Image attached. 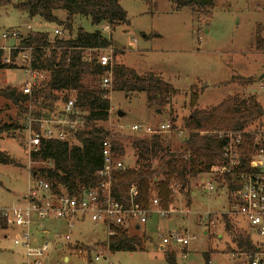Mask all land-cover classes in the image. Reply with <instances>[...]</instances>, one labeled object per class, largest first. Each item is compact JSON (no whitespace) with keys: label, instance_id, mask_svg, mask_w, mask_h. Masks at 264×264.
<instances>
[{"label":"rangeland","instance_id":"374dc122","mask_svg":"<svg viewBox=\"0 0 264 264\" xmlns=\"http://www.w3.org/2000/svg\"><path fill=\"white\" fill-rule=\"evenodd\" d=\"M23 1L11 0L0 6V48L17 45L19 37L30 32L47 33L50 39L70 37L64 11H56L58 22L50 23L15 7ZM119 5L127 22L111 33L109 29L103 32L111 41L108 50L112 66L132 69L139 79L154 74L176 92L170 104L156 113L157 109L147 104L144 91L125 93L110 91L111 84L108 87L109 118L97 125L123 136L127 166L133 167L137 160L129 138L143 137L142 131L131 130L133 126L155 128L169 122L175 133L165 136V142L169 150H181L185 136L177 137L176 133L184 130L193 90L198 94V109L214 107L233 95H254L264 107V50L257 51L255 44L256 31L264 40V0H214L208 12L199 14L189 8L177 10L169 0H119ZM78 28L88 33L96 30L84 17L73 19L72 37ZM28 80L21 69H0V88L22 90ZM3 124H15L19 129L0 135V150L17 164H0V207L25 208L27 202L22 199L33 180L30 171L43 164L29 160L26 116L18 106L0 97V125ZM190 190L193 195L189 197L181 193L175 196L168 217L153 214L139 230L129 228L130 235L144 234L142 249L135 252H108L104 226L91 222L88 215L72 220L73 227L69 228L66 220H40L32 211L29 248L39 250L47 245V251L38 258L27 256L22 229L6 225L0 228V264H25L35 259L41 264H168L166 254L172 256L173 264H247V258L234 251L233 234H251L253 240L256 235L241 217L232 219L233 232L225 230L221 214L228 211L226 190L216 188L207 193L196 186ZM206 213L212 214L213 225L201 219ZM174 232L188 238L189 244H163L162 239Z\"/></svg>","mask_w":264,"mask_h":264},{"label":"trees","instance_id":"16d2710c","mask_svg":"<svg viewBox=\"0 0 264 264\" xmlns=\"http://www.w3.org/2000/svg\"><path fill=\"white\" fill-rule=\"evenodd\" d=\"M177 9L189 8L193 13H205L213 7L214 0H169ZM11 0H0V6ZM31 17L39 16L44 21L58 22L55 12L64 11V25L69 30V38L50 39L47 33L30 32L19 37L17 50L11 52L13 64H2L4 52L0 51V69H21L27 67L37 72L29 94L15 88H0V97L18 106L26 119L45 120L64 113V107L73 101V109L81 112L83 127L69 131L65 141L41 139L37 151L29 153L32 163L40 162L42 167L30 171L33 180L45 181L56 196L67 194L77 196L84 190L96 187L101 178L97 172L102 167V143L108 141L115 159L126 169L112 174V196L125 208L136 204L143 209L156 198L159 206L172 210L175 198L171 186L176 185L181 194L190 196L191 188L204 174L221 173L228 187L232 189L230 178L223 173V142L215 135L201 132L243 131L252 123L264 117V107L255 96L247 98L229 96L214 107L198 109V94L193 90L190 96L191 112L184 130L185 141L179 151L169 150L162 134L129 138L137 160L133 167L124 161L123 136L98 126L108 121L110 102L109 90L101 88L102 77L111 70V90L125 93L144 91L147 104L157 110L170 104L176 94L172 85L154 74L139 77L132 69L122 65L102 67L97 58L111 47V41L103 33L107 27L110 33L127 22L126 13L119 0H25L15 6ZM75 17L88 18L96 27L92 33L78 28L75 37L71 36ZM102 26V27H101ZM101 27L100 29H98ZM257 51L264 50V40L260 32L255 33ZM30 50V62L20 60L22 53ZM27 51V52H26ZM250 83L251 80H246ZM28 104L31 108H28ZM83 114V115H82ZM31 128L38 132V125ZM15 124L0 125V135L17 131ZM0 164L16 166L15 161L0 150ZM137 195L131 199L130 189ZM225 230L233 232L235 226L230 218L222 216ZM6 222L0 218V228ZM140 228V227H139ZM136 229V230H139ZM144 234L130 235L129 230L116 229L115 235L105 241L110 253H132L142 249ZM235 253L252 255L256 251L250 236L244 232L233 234ZM168 264H173L172 256L166 254ZM209 262V261H207ZM209 264V263H208Z\"/></svg>","mask_w":264,"mask_h":264},{"label":"built area","instance_id":"2783aa9c","mask_svg":"<svg viewBox=\"0 0 264 264\" xmlns=\"http://www.w3.org/2000/svg\"><path fill=\"white\" fill-rule=\"evenodd\" d=\"M107 27L103 31H107ZM18 36V34H12ZM7 38V35H3ZM17 45L0 48L4 52L2 64L11 65V52L17 50ZM28 53H22L18 58L30 62V50ZM26 51V52H27ZM111 50L104 51L97 58V63L102 67L111 68ZM29 77L22 88L24 94H29L37 72L27 67L23 70ZM111 84V70L102 77L101 88L108 90ZM83 115V114H82ZM81 112L73 109V101H69L64 107V113L61 116H55L45 120L27 119L29 128L28 148L29 151H37L41 139L65 141L69 131H75L83 127V120L80 118ZM32 123L38 125V132L31 128ZM257 125L247 128L243 131H217L201 132L204 134L215 135L222 141V167L223 173L229 176L232 189L228 187L221 173L204 174L199 177L194 186L203 189L207 193L216 191V188L226 190L228 211L221 215L227 216L231 220L235 217H241L252 233L256 235V240L250 236L252 244L256 251L254 254H244L247 258V264H264V117L256 123ZM133 132L142 131L143 136L162 134L171 136L173 127L169 122L161 124L155 128H141L140 126L131 127ZM187 130H179L177 137L185 136ZM102 167L97 172L101 178L99 184L94 188L82 191L77 196L70 197L67 194L56 196L52 194L49 185L43 180H32L29 186L27 196L22 200L27 202L25 208L18 206L0 207V218L4 219L6 225L19 227L22 229V239L26 247V255L36 258L42 256L47 251L48 246L44 245L39 250L29 248L30 212H35L40 220L48 218L63 219L67 221L69 228H72V220H81L86 215L90 221L95 224H101L106 231L107 240L115 235L116 229L129 230L130 227L138 229L147 223V220L153 214L159 217H168L173 209L168 211L159 206V201L154 198L149 208L143 209L136 204H130L125 208L112 196V174L115 171H124L126 166L119 160L111 150V144L108 141L102 143ZM172 196L179 197L180 191L176 185L170 188ZM131 199L137 195L135 189H130ZM190 195H193L191 192ZM177 197V198H178ZM208 225H213L212 214L206 213L200 216ZM69 239L68 236L65 237ZM189 239L183 237L179 232L171 233L168 238H163V244L173 242L178 246H187ZM108 251V249H107ZM109 252V251H108ZM106 253V252H105ZM99 260V256L94 258ZM25 264H41L35 259L33 262Z\"/></svg>","mask_w":264,"mask_h":264},{"label":"water","instance_id":"95a60500","mask_svg":"<svg viewBox=\"0 0 264 264\" xmlns=\"http://www.w3.org/2000/svg\"><path fill=\"white\" fill-rule=\"evenodd\" d=\"M156 113H159V110H157Z\"/></svg>","mask_w":264,"mask_h":264}]
</instances>
